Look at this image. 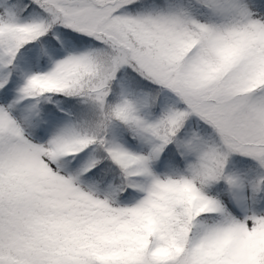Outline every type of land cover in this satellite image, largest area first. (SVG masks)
<instances>
[{"label": "snow or ice", "instance_id": "obj_1", "mask_svg": "<svg viewBox=\"0 0 264 264\" xmlns=\"http://www.w3.org/2000/svg\"><path fill=\"white\" fill-rule=\"evenodd\" d=\"M0 264H264V0H0Z\"/></svg>", "mask_w": 264, "mask_h": 264}]
</instances>
